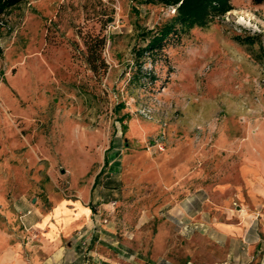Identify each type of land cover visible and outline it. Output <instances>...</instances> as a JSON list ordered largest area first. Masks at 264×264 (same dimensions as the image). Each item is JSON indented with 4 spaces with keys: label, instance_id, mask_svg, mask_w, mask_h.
I'll return each mask as SVG.
<instances>
[{
    "label": "rangeland",
    "instance_id": "rangeland-1",
    "mask_svg": "<svg viewBox=\"0 0 264 264\" xmlns=\"http://www.w3.org/2000/svg\"><path fill=\"white\" fill-rule=\"evenodd\" d=\"M230 3L140 68L172 7L0 15V264H264V4Z\"/></svg>",
    "mask_w": 264,
    "mask_h": 264
},
{
    "label": "trees",
    "instance_id": "trees-1",
    "mask_svg": "<svg viewBox=\"0 0 264 264\" xmlns=\"http://www.w3.org/2000/svg\"><path fill=\"white\" fill-rule=\"evenodd\" d=\"M19 2L20 0H0V15L6 9L17 6ZM137 2L149 4L160 3L163 6L174 9L171 18L151 35L146 45L135 49V55L138 59L145 58L146 55H154L163 48L164 44L171 37H178L182 31L195 26L205 27L215 17L223 16L233 9L230 0H137ZM251 2L255 5L264 4V0H251ZM236 40L241 43L252 41V39L244 40L240 37H236ZM85 45L87 49V62L91 68L95 69L96 62L100 59L101 51L105 45V38L96 36L86 39ZM93 57L96 58L94 59ZM141 62H143V59L137 62L138 68H140ZM122 129H124V125H122ZM106 163L107 161H105Z\"/></svg>",
    "mask_w": 264,
    "mask_h": 264
},
{
    "label": "crops",
    "instance_id": "crops-1",
    "mask_svg": "<svg viewBox=\"0 0 264 264\" xmlns=\"http://www.w3.org/2000/svg\"><path fill=\"white\" fill-rule=\"evenodd\" d=\"M83 206V205H82ZM82 214H84L85 215V213L84 212H82L80 215H82ZM85 219H88V216L85 218ZM49 222H50V220H49ZM48 223V222H47ZM49 225V224H48ZM74 225H76V220L75 221H73L68 227H67V229L65 228V229H61L60 228V230H66V231H69L70 229H72L73 228V226ZM50 227H49V233H48V239L49 240H52V241H54V240H57V241H59L60 239H61V236H59V234H60V231H51L50 232ZM54 244H55V247H57V248H59V245H58V242H55L54 241Z\"/></svg>",
    "mask_w": 264,
    "mask_h": 264
}]
</instances>
